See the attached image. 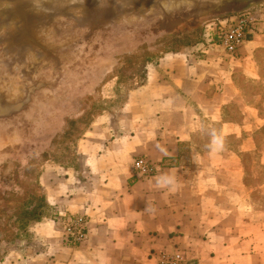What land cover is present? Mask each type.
<instances>
[{
    "label": "crops",
    "instance_id": "obj_1",
    "mask_svg": "<svg viewBox=\"0 0 264 264\" xmlns=\"http://www.w3.org/2000/svg\"><path fill=\"white\" fill-rule=\"evenodd\" d=\"M254 8L262 23L236 54L207 43L206 22L200 42L148 64L105 132L92 123L81 169L43 174L48 203L84 215L87 239L66 241L45 217L6 243L0 264H158L175 247L203 264H264V0ZM138 158L156 173L141 175ZM162 175L175 182L161 186Z\"/></svg>",
    "mask_w": 264,
    "mask_h": 264
},
{
    "label": "rangeland",
    "instance_id": "obj_2",
    "mask_svg": "<svg viewBox=\"0 0 264 264\" xmlns=\"http://www.w3.org/2000/svg\"><path fill=\"white\" fill-rule=\"evenodd\" d=\"M241 7L231 8L227 14L188 15L165 24L135 18L117 24L103 38L111 46L99 52L98 63L92 68L86 67L87 54L82 48L75 51L66 68L57 66L56 73L51 68L34 69L26 60L1 62L0 84L15 100L26 96L30 84L26 80L35 78V72L47 85L16 118L0 123V259L6 243L26 236L36 222L22 226L24 210L32 208L39 196L46 197L43 174L48 173L50 181L64 169L83 167L80 139L92 123H100L96 131L105 132L110 113L115 114L131 92L146 82L148 64L166 51L200 42L206 22ZM58 21L55 29L59 37L74 36L78 28L72 22ZM48 36L47 42L54 44L56 39H51V33ZM48 205L46 217L55 218L56 211Z\"/></svg>",
    "mask_w": 264,
    "mask_h": 264
},
{
    "label": "water",
    "instance_id": "obj_3",
    "mask_svg": "<svg viewBox=\"0 0 264 264\" xmlns=\"http://www.w3.org/2000/svg\"><path fill=\"white\" fill-rule=\"evenodd\" d=\"M0 36L4 32V26L11 22L22 21V15L13 12L10 8L14 5H24L29 3L31 0H0ZM262 0H132L128 4L124 5L118 0H100L99 5L103 8H114L110 9L106 16H103L99 21L95 16V11L90 13L93 6L95 5L94 0H66L62 7H58L55 10H51L47 13L40 14L33 20L30 26V35L24 39L23 42L19 43L17 49H12L7 46L0 49V65L5 60H14L17 62L28 61L30 66L34 69L45 70V68H51L53 73L57 72V66L59 68H66L68 64L74 58L72 55L74 51H70L67 55L64 51H60L59 47L54 48L57 43L51 44L49 39V33L51 38L53 34L52 30L56 28L55 23L59 22L57 18H67L74 25L76 29L84 25L83 16L85 19L89 17L93 24H101L103 34H111L112 29L117 24H123L131 19H137L148 22H155L160 24L170 23L173 20L181 19L184 16L193 15H208L211 13H226L230 12L229 9L242 6L238 11L247 7L248 5L259 2ZM99 7L101 12L104 13L103 8ZM113 10V11H112ZM236 10V11H237ZM83 13V14H81ZM227 14V13H226ZM98 15V14H97ZM99 16V15H98ZM69 30H75L74 28L68 27ZM48 34V35H47ZM77 51V50H76ZM48 52H58V56H52L50 58L43 59V55ZM50 65V66H49ZM2 66V65H1ZM56 68V69H55ZM35 78L27 79L29 84L27 87V94L23 99L15 100L7 93V89L2 87L0 89L6 91V100L10 104H17L15 110L10 115L3 117L0 116V123H4L6 120H12L16 118L20 111L32 100L38 96V92L47 85L44 78H38L37 72H35ZM15 84V83H14ZM15 88V87H14Z\"/></svg>",
    "mask_w": 264,
    "mask_h": 264
},
{
    "label": "bare ground",
    "instance_id": "obj_4",
    "mask_svg": "<svg viewBox=\"0 0 264 264\" xmlns=\"http://www.w3.org/2000/svg\"><path fill=\"white\" fill-rule=\"evenodd\" d=\"M83 1H86V0H83ZM94 1H95L94 2L95 5L93 6L92 10H90V13L93 14V12L95 11V16L97 19L94 18V20L99 21L101 18H103V16L107 15V13L110 11L112 7L103 8L102 5H99L100 0H94ZM118 1L126 5L128 4V2L132 0H118ZM65 2L66 0H31L29 1V3H26L24 5H17V6L14 5L13 7L15 8H10V9L13 12L22 15V21H19V22L14 21L4 26V32L0 36V49H3L4 47H7V46L11 47L13 50L17 49L19 46V43L23 42V40L28 38V36L30 35V29H31L30 26L33 23V20L35 19V17H37L40 14L47 13L51 10L53 11L58 7H62ZM99 7L103 8L104 13L101 12ZM116 7L112 9H115ZM85 18L86 17L84 15L83 16L84 25L78 28L79 31L77 30L74 36L72 37L60 36L59 37L57 34L58 32L56 31L55 34H53L51 39L53 40L54 38L56 39V42L54 41V43H57V45H55L54 48L59 47L60 51H64L62 54H60V56L63 55L64 53L67 55L70 51H74V50L76 51L77 49H80V48L84 49V53L87 54L86 60H85L86 67L92 68L94 67V65L96 66V62L97 60H99L98 59L99 52L102 51L104 48L109 47L111 45L106 44L103 41V38L107 34H105L104 36L102 34L100 36L103 25L93 24L92 20L89 17H87V19ZM57 19L60 20L61 22L62 21L71 22L67 18L60 17ZM75 28H76V25H75ZM52 31L54 32L55 28ZM52 56L53 57L58 56V52L57 53L56 52L55 53L54 52L45 53L43 55V59L50 58ZM6 94L7 93L5 90L0 89V116H3V117L10 115V113L13 110H15L17 107V104L10 105V106L7 105L8 100H6V96H5ZM8 104L10 103L8 102Z\"/></svg>",
    "mask_w": 264,
    "mask_h": 264
},
{
    "label": "built area",
    "instance_id": "obj_5",
    "mask_svg": "<svg viewBox=\"0 0 264 264\" xmlns=\"http://www.w3.org/2000/svg\"><path fill=\"white\" fill-rule=\"evenodd\" d=\"M209 20L207 29L213 32L207 43L220 44L229 55L236 54L243 43L254 34L262 23L261 16L252 6L245 7L234 13L223 17ZM215 34L218 40H215ZM134 168L143 176H150L156 173L157 168L147 159L138 158L134 163ZM57 222L64 228L65 239L68 242L81 243L88 237V224L84 215L70 214L58 211L55 216ZM158 264H203L198 259L188 255L183 250L175 247L164 249L159 254Z\"/></svg>",
    "mask_w": 264,
    "mask_h": 264
},
{
    "label": "clouds",
    "instance_id": "obj_6",
    "mask_svg": "<svg viewBox=\"0 0 264 264\" xmlns=\"http://www.w3.org/2000/svg\"><path fill=\"white\" fill-rule=\"evenodd\" d=\"M225 139H226V134L224 133V131L222 129L218 132L215 130L212 131L210 144H211V151L213 154L224 151ZM194 162L199 164L198 160H194ZM174 182H175L174 176L162 175L158 178V183L161 186L173 184Z\"/></svg>",
    "mask_w": 264,
    "mask_h": 264
},
{
    "label": "trees",
    "instance_id": "obj_7",
    "mask_svg": "<svg viewBox=\"0 0 264 264\" xmlns=\"http://www.w3.org/2000/svg\"><path fill=\"white\" fill-rule=\"evenodd\" d=\"M38 199V202L32 208H26V210H24V216L26 218H24L22 226H26L27 224L29 225L30 222L39 221L43 217L47 216L46 209L49 207V205L46 202V197L41 195Z\"/></svg>",
    "mask_w": 264,
    "mask_h": 264
}]
</instances>
